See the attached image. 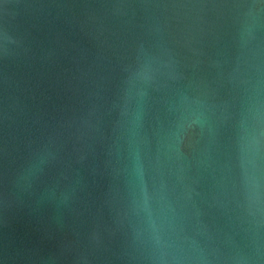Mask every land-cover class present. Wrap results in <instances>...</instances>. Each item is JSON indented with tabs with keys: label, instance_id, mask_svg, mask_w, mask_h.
<instances>
[{
	"label": "water",
	"instance_id": "95a60500",
	"mask_svg": "<svg viewBox=\"0 0 264 264\" xmlns=\"http://www.w3.org/2000/svg\"><path fill=\"white\" fill-rule=\"evenodd\" d=\"M0 264H264V0H0Z\"/></svg>",
	"mask_w": 264,
	"mask_h": 264
}]
</instances>
